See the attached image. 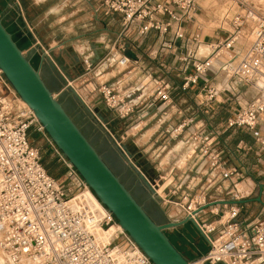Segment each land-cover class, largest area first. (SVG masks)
Masks as SVG:
<instances>
[{
    "label": "built area",
    "instance_id": "obj_1",
    "mask_svg": "<svg viewBox=\"0 0 264 264\" xmlns=\"http://www.w3.org/2000/svg\"><path fill=\"white\" fill-rule=\"evenodd\" d=\"M103 3L106 13L121 21L117 39L122 45L120 50L115 46L120 52L113 60L121 66L123 78L121 84H99L98 105L125 118H180L171 133L175 139L181 137L188 157L205 168L207 187L193 194L182 183L171 185L169 192L171 197L183 189L179 200L171 202L209 244L198 263L264 264V221L240 220L238 201L244 195L234 184L224 186L238 169L227 166L219 145V131L244 129L264 148L263 10L253 0H226L220 18L224 36L206 42L197 19L200 0ZM152 35L163 42L159 48L148 47V57L157 58L161 52L176 55L180 65L168 67V72L178 71L182 92L196 91L190 116L176 104L165 76L146 71L140 58L126 53V44L144 45ZM84 62L91 71V59ZM219 78L223 82L215 85ZM244 87L255 96L242 104ZM229 94L239 107L222 126L212 125L205 119V108ZM31 130L47 133L0 68V264H155L71 164L67 173L72 180L79 178L78 193L48 172ZM91 196L98 202L95 208L89 204Z\"/></svg>",
    "mask_w": 264,
    "mask_h": 264
},
{
    "label": "rangeland",
    "instance_id": "obj_2",
    "mask_svg": "<svg viewBox=\"0 0 264 264\" xmlns=\"http://www.w3.org/2000/svg\"><path fill=\"white\" fill-rule=\"evenodd\" d=\"M31 1L32 0H13L12 2V0H0V15L3 16L2 11H6L9 12L11 18L15 19L18 13L21 14L22 12V5L24 3L29 4ZM216 1L217 2L214 0H200L202 8L197 16L198 24L203 30V35H212L214 40L224 36L220 18L222 9L226 3V0ZM253 1L264 12V0ZM56 3L58 6L55 15H48L46 12L47 9L43 6L36 8L31 7L30 13L31 15L40 13L42 19L41 28L44 26L53 27L55 24L59 35L57 38H50L49 36L51 33H48V38L46 39L39 40L36 38L32 40L31 45H33L34 42H38L39 45L34 44L31 49H27L25 38L23 40V38H20L17 34L10 33L35 68L39 69L44 80L53 90L55 97L64 105L71 117L79 124V127L86 136L90 138L94 146L121 176L124 183L132 187L133 193L139 201L145 205L146 210H148L152 217L159 223H162L163 221H167L169 214H172L174 217L181 216L180 207L173 204L171 201H178L179 197L182 195L183 189H181L178 194L171 195L170 197L172 193L169 192V188L172 187L170 182L173 179L171 176L166 177L170 167L163 173L162 180L160 178L157 182L151 181L156 187L154 188L152 186L154 189L151 190L129 162L132 160L133 164H135V159H133L130 152L132 154L136 152L137 154V146L144 144L150 136L144 137L143 134H146V131L152 127L149 133L151 134L156 130L154 129L156 128V124L159 125L160 122L154 120L148 127L142 129L144 123L138 124L133 118L121 117L118 111L98 105L101 93L96 79L100 78L99 82H102L113 75H117L118 77L121 76L118 73L121 68L117 67L113 60L118 54L116 50L111 49L106 52L103 47L104 39L102 38L106 29H115L116 24H113V18L117 20L116 16L106 13L103 0H56ZM3 19L4 23L7 25L8 23L5 18ZM59 20H61L62 23H58ZM18 24L20 27L21 22L19 21ZM70 36H77V38L70 41L68 40ZM212 38L205 39V41L210 42L213 40ZM115 40L114 36H111L110 47L114 46ZM52 46L54 47L51 48ZM87 48L93 49L94 51L97 50L100 55V59L97 60V63L100 62L101 65H97L96 72L101 70L103 64H114L109 66L105 72L102 73V75L109 73L108 75L98 77V75L96 76L92 73L91 76H95L94 79L87 75L84 76L83 79L73 82V77L78 72H85V70H83V64L85 55L88 54ZM42 50L44 54L41 53ZM222 82L223 78H219L214 84L218 85ZM59 90H61L60 93H58ZM243 91L247 93L245 96L243 95L240 101L242 104H245L246 101L255 96V92L246 87L243 88ZM77 94H79L83 100H80ZM176 98L178 105L182 108L186 109L189 106H194L195 108L196 94L194 97L188 98V101H181L182 97L180 96H176ZM219 99L222 101H215L211 107L205 108V119L214 121V125L222 126L224 121L233 113L234 109L239 107V103L236 97L230 94L227 97H219ZM95 108H98V111H95ZM101 108L111 109L113 111H104V109ZM192 111L193 108L191 109V112ZM114 114L116 115L115 124L112 126L107 125L105 119ZM179 119L180 118L174 116L171 118L170 122L167 121L162 124V128H169L172 122L177 123ZM153 139L154 137L151 141H153ZM31 140L36 146L41 148L42 158L46 160L47 164H52V162L57 164L53 176L58 177L68 188L70 187L73 192L78 193L80 189L78 186L79 178L77 177L72 180V177L68 175L67 172L70 170V162L64 160V157L61 152L56 149L49 135L47 133H39L35 130H31ZM180 140L181 137L171 140V145L179 143L178 148H181L182 143L179 142ZM185 154L189 155L184 149L181 152H173L170 154L169 151L166 150L162 153L160 159H164L165 162L169 161L171 164L182 159L179 165L183 167L185 163ZM150 155L149 152L147 155L140 156V161L150 165L148 161ZM148 169L153 172V167L149 166ZM173 183H175V181ZM160 185H165V187L161 192L156 193V189L160 188ZM177 185H180V183ZM185 226L190 228L194 237L202 238L200 231L192 221H189ZM167 232L169 233L170 231L168 230ZM201 258L202 256L198 260ZM198 260L190 262L199 264Z\"/></svg>",
    "mask_w": 264,
    "mask_h": 264
},
{
    "label": "crops",
    "instance_id": "obj_3",
    "mask_svg": "<svg viewBox=\"0 0 264 264\" xmlns=\"http://www.w3.org/2000/svg\"><path fill=\"white\" fill-rule=\"evenodd\" d=\"M208 1V0H207ZM217 2L216 0H214ZM13 2V0H12ZM15 3V2H14ZM43 6L45 9H47L48 15H55L57 13V3L56 0H32L29 4H23L21 8V14L18 13L17 17L11 18L9 12L2 11V15H0V19L4 23V19L8 23L7 25L4 23L6 28L9 30V32H12V34H17L20 38L26 39L25 45L27 46V49H31L34 44H38L37 42H34L32 44V40L38 38L39 40L48 38V33H51L49 36L50 38H57L58 30H56L57 26L54 24L53 27H46L44 26L41 28V16L40 13L36 15H31L30 9L31 7L36 8ZM202 8V5L200 4V10ZM199 10V11H200ZM199 13V12H198ZM116 19L114 20L113 24L115 25V29L108 28L103 33V47L105 48V51L108 50H116L114 49L115 46L120 50L121 48V40L117 39L118 34L121 31V21L118 16H116ZM19 21L21 22V26L19 27ZM58 23H62L61 20L58 21ZM202 28V27H201ZM191 31V30H190ZM202 36L205 39H211L212 35H203V30L201 32ZM111 36H114L115 44L113 47H110L111 43ZM77 36H70L68 40L76 39ZM214 40V38H212ZM162 39L158 38L157 36H149L145 42L144 45L138 46L137 44L131 43L127 46L126 44V53L130 55L133 58H140L142 62V66L146 68V71H150L156 74H160L162 76H165L167 80H169L171 86H172V96L175 99L176 96L182 97L181 101H188V98L194 97L196 94V91L194 88L189 90L188 92H182L180 90V84L182 82V77L178 74V71H171L168 72V67H178L180 65V62L178 61L176 55L170 54V53H164L161 52L157 58H150L147 54V48L151 47L152 49L159 48V46L162 43ZM52 46L51 48H53ZM119 50H116L119 54ZM91 51V52H90ZM90 52V53H89ZM44 54L43 50L41 52ZM87 53L85 55V58L91 59V62L93 63L91 68V71L87 70V66L85 65V62L83 64V70H85L84 73L78 72L73 77V82H77L84 78V76H90L92 79H94L95 76H91V74H95L98 77H103L104 75H108L109 73H106L102 75L105 70L111 66L112 64H103L101 66V70L96 72L98 64L101 65L100 62L97 63V60L100 59V55L98 54L97 50H93L90 48H87ZM118 57V55H116ZM42 58V57H41ZM98 65V66H97ZM115 65L119 68H121L120 65H118L115 62ZM39 70V69H38ZM94 71V72H93ZM118 73L121 75L118 77L117 75H113L106 80L99 82V79H96V82L99 86L100 83L106 82L107 84L116 85L121 84V79L123 78L122 68L118 71ZM52 90V89H51ZM53 91V90H52ZM61 90L58 91L60 93ZM195 99V98H194ZM177 98L175 99L176 104ZM180 101V102H181ZM180 106V105H178ZM101 107V106H100ZM181 107V106H180ZM194 106H189L188 108L184 109L185 111V117L191 115V109ZM104 109V108H101ZM104 111H113L111 109H104ZM101 113V110H100ZM115 118L116 115H112L108 118H106L107 125L112 126L115 124ZM130 118L135 119V122L138 124L144 123L142 126V129L149 126L150 123H152L154 120L156 122H160L159 125L156 124V130H154L151 134V128H149L146 132V134H143L144 137L149 138L144 144H140V146H137L138 153H131L133 156V159H135V164L138 165L140 170L144 173V175L149 178L151 181L157 182L163 177V173L166 169L170 167V169L167 172V176L172 177V181L170 182L171 185H177L183 183V188L186 190H190L191 193H198L205 189L207 187V181H206V171L205 168H203L200 165V162L196 158H189L187 154H185V163L184 166H180L179 162L182 161V159H179L176 163L171 164V162H165L164 159H160L162 156V153L166 150L170 153L173 152H181L183 149L186 151L185 145L182 140L179 142L182 143V147L178 148V144L174 143V145H171V140H175V136L171 133V128L176 123L172 122L169 125V128L164 129L162 128V124L166 123L167 121L170 122L171 118L168 117H157V118H140L137 115H134ZM173 118V117H172ZM177 118V117H176ZM76 122V121H75ZM134 122V123H135ZM77 123V122H76ZM212 125H214V121L210 122ZM78 124V123H77ZM79 125V124H78ZM218 126V125H215ZM219 127V126H218ZM168 136V137H167ZM154 137L153 141L152 138ZM219 145L223 149V158L227 164L228 167H236L238 169V174L233 177L232 181H226L224 186L228 185H235L236 188L241 191L244 195V198L238 203L241 206V213H240V220L248 223L253 221H264V148L260 147L254 136L244 130V129H232V130H226V131H219ZM134 152V151H133ZM150 152V156L148 157L149 164H145L142 161H140V156L147 155ZM153 167V172L148 169V167ZM175 181V183H173ZM187 184L189 186H187ZM221 190V189H220ZM210 192H213V190H210ZM219 196L227 197L225 193H221L220 191L217 192ZM182 215L179 217H174L172 214L168 215L167 221L171 220H179L182 219ZM167 221H163L162 223H165ZM170 231L169 233L167 231ZM167 235L169 238L173 241V243L180 249V251L192 262L198 260L201 256L205 255L209 250V244L206 241V239L201 234L202 238H196L192 235L190 228H187V226L183 225L180 227L170 228L166 230Z\"/></svg>",
    "mask_w": 264,
    "mask_h": 264
},
{
    "label": "water",
    "instance_id": "obj_4",
    "mask_svg": "<svg viewBox=\"0 0 264 264\" xmlns=\"http://www.w3.org/2000/svg\"><path fill=\"white\" fill-rule=\"evenodd\" d=\"M0 68L20 97L33 109L57 148L151 260L155 264H191L166 230L186 225L192 220L186 217L159 223L153 219L55 97L41 72L24 54L1 19ZM101 107H105L104 104ZM129 162L153 190L138 165L132 160Z\"/></svg>",
    "mask_w": 264,
    "mask_h": 264
},
{
    "label": "bare ground",
    "instance_id": "obj_5",
    "mask_svg": "<svg viewBox=\"0 0 264 264\" xmlns=\"http://www.w3.org/2000/svg\"><path fill=\"white\" fill-rule=\"evenodd\" d=\"M164 187H165V185H164V186H163V185H160V188H157V192H158V193L161 192V191L164 189ZM89 204H90L93 208H95V207L98 206V202L96 201V199H95L93 196L90 197ZM99 236H100V238H101L102 240H106V237H105V235H104L103 233H99ZM1 261H2V258L0 257V262H1ZM191 264H194V263H191Z\"/></svg>",
    "mask_w": 264,
    "mask_h": 264
},
{
    "label": "trees",
    "instance_id": "obj_6",
    "mask_svg": "<svg viewBox=\"0 0 264 264\" xmlns=\"http://www.w3.org/2000/svg\"><path fill=\"white\" fill-rule=\"evenodd\" d=\"M54 143V142H53ZM54 145H55V143H54ZM56 146V145H55ZM57 147V146H56ZM60 151V150H59ZM61 152V151H60ZM61 154L63 155V153L61 152ZM64 156V155H63ZM65 157V156H64ZM66 158V157H65ZM67 159V158H66ZM68 160V159H67ZM42 162H43V164H44V166L46 167V169L48 170V172L50 173V174H55V172H54V169H55V167H56V163L55 162H52V164H47L46 163V160L43 158L42 159Z\"/></svg>",
    "mask_w": 264,
    "mask_h": 264
},
{
    "label": "flooded vegetation",
    "instance_id": "obj_7",
    "mask_svg": "<svg viewBox=\"0 0 264 264\" xmlns=\"http://www.w3.org/2000/svg\"><path fill=\"white\" fill-rule=\"evenodd\" d=\"M83 131V130H82ZM86 135V134H85ZM89 140H90V138H88ZM91 141V140H90ZM94 145V144H93ZM99 151V150H98ZM100 152V151H99ZM103 156V155H102ZM104 157V156H103ZM105 160H106V158H104ZM107 161V160H106ZM107 163L110 165V163L107 161ZM111 166V165H110ZM112 167V166H111ZM112 169L114 170V168L112 167ZM115 171V170H114ZM116 172V171H115ZM117 173V172H116ZM117 175L120 177V179L123 181V179L121 178V176L117 173ZM124 182V181H123ZM126 185V184H125ZM127 186V185H126ZM129 189H130V191L133 193V190H132V187H129V186H127ZM134 194V193H133ZM134 196H135V194H134ZM136 197V196H135ZM137 198V197H136ZM138 199V198H137ZM138 201H139V199H138ZM141 204H142V202L141 201H139ZM144 205V204H143ZM144 207H145V205H144ZM146 209V208H145ZM148 211V210H147ZM150 214V213H149ZM151 215V214H150ZM152 216V215H151ZM153 219H155L154 217H153ZM156 220V219H155ZM157 221V220H156ZM158 222V221H157Z\"/></svg>",
    "mask_w": 264,
    "mask_h": 264
}]
</instances>
